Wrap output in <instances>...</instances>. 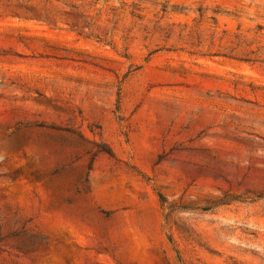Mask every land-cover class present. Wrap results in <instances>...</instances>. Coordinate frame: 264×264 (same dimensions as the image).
I'll return each mask as SVG.
<instances>
[{
  "label": "rangeland",
  "instance_id": "rangeland-1",
  "mask_svg": "<svg viewBox=\"0 0 264 264\" xmlns=\"http://www.w3.org/2000/svg\"><path fill=\"white\" fill-rule=\"evenodd\" d=\"M0 264H264V0H0Z\"/></svg>",
  "mask_w": 264,
  "mask_h": 264
}]
</instances>
